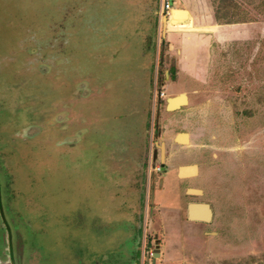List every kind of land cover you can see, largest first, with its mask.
<instances>
[{
  "label": "rangeland",
  "instance_id": "obj_1",
  "mask_svg": "<svg viewBox=\"0 0 264 264\" xmlns=\"http://www.w3.org/2000/svg\"><path fill=\"white\" fill-rule=\"evenodd\" d=\"M198 1L0 0V264H264V0Z\"/></svg>",
  "mask_w": 264,
  "mask_h": 264
},
{
  "label": "water",
  "instance_id": "obj_2",
  "mask_svg": "<svg viewBox=\"0 0 264 264\" xmlns=\"http://www.w3.org/2000/svg\"><path fill=\"white\" fill-rule=\"evenodd\" d=\"M167 20H170V17L169 18L166 17V22H167ZM181 95H185V94L181 93L180 96ZM171 98H174V97H171ZM185 103H187V102H182L179 105L171 107V101H170V98H168L167 108L168 109L178 108L182 104H185ZM180 134H183V133H180ZM187 166H193L194 168H196V172H194V173H182V169L186 168ZM197 170L198 169H197V165L196 164L180 166L179 167V176H182V177L190 176L192 174H196ZM188 191L190 193H195V194L202 193V190L201 189H197V188H189ZM201 208H202V211L204 210L206 212L204 215H201L199 213L200 211H198ZM187 215L192 220L210 221V220H212V217H213V210H212L211 205L209 203H207V202H190L188 204V207H187ZM156 250L159 251L158 248Z\"/></svg>",
  "mask_w": 264,
  "mask_h": 264
},
{
  "label": "crops",
  "instance_id": "obj_3",
  "mask_svg": "<svg viewBox=\"0 0 264 264\" xmlns=\"http://www.w3.org/2000/svg\"><path fill=\"white\" fill-rule=\"evenodd\" d=\"M180 1V5H175L174 4V0H173V7L176 8V9H180V10H184L187 12V18H185V20H188L187 22H189L191 20V24L193 22V24H198V17L197 16V11H196V8H198L199 11H202L200 10L201 8V5L200 4H197L195 3L196 0H179ZM200 1V0H199ZM198 1V2H199ZM201 2V1H200ZM198 18V19H197ZM184 22V21H182ZM189 26V24H187ZM221 24H219L218 22H215V24L213 25L214 27L212 28H208L209 30H206L208 31L209 33H211L212 35H217L216 32H217V29H219V27ZM223 26V25H222ZM228 26V25H227ZM194 29H200L198 27H195ZM186 30V38L187 39V42H189L190 44H195V41L199 38H202L203 36L200 35V32H204L205 30ZM198 36V37H197ZM206 38V37H205Z\"/></svg>",
  "mask_w": 264,
  "mask_h": 264
},
{
  "label": "bare ground",
  "instance_id": "obj_4",
  "mask_svg": "<svg viewBox=\"0 0 264 264\" xmlns=\"http://www.w3.org/2000/svg\"><path fill=\"white\" fill-rule=\"evenodd\" d=\"M172 11H173V9H172ZM171 14H172V12H171ZM178 17L179 18L187 17V12L184 10L175 9L173 12L172 21H176V19ZM174 98L170 99L171 107L179 105L182 102H187V96L186 95H181V96L178 95V96H176L175 99ZM178 139L184 140V141L187 140V134L183 133V134L178 135ZM194 172H196V168H194L193 166H187L186 168L182 169V173H194ZM198 211H200L199 213L201 215H204L206 213L204 210L202 211V208L199 209Z\"/></svg>",
  "mask_w": 264,
  "mask_h": 264
},
{
  "label": "trees",
  "instance_id": "obj_5",
  "mask_svg": "<svg viewBox=\"0 0 264 264\" xmlns=\"http://www.w3.org/2000/svg\"><path fill=\"white\" fill-rule=\"evenodd\" d=\"M226 0H223V3H225ZM222 2H219L216 6H215V16L217 18V20H221L222 18H226V23H238L244 20H239L238 18H232L234 17V14L232 13H225L224 11L228 10V4H221Z\"/></svg>",
  "mask_w": 264,
  "mask_h": 264
},
{
  "label": "built area",
  "instance_id": "obj_6",
  "mask_svg": "<svg viewBox=\"0 0 264 264\" xmlns=\"http://www.w3.org/2000/svg\"><path fill=\"white\" fill-rule=\"evenodd\" d=\"M173 9V0H165L161 8V16L170 17Z\"/></svg>",
  "mask_w": 264,
  "mask_h": 264
},
{
  "label": "flooded vegetation",
  "instance_id": "obj_7",
  "mask_svg": "<svg viewBox=\"0 0 264 264\" xmlns=\"http://www.w3.org/2000/svg\"><path fill=\"white\" fill-rule=\"evenodd\" d=\"M162 168H165V166H164V164H163V163H162ZM160 169H161V167H160ZM160 169H159V170H160ZM0 189H1V188H0ZM166 196H167V195H166ZM166 196H165V197H166ZM166 199H167V198H166Z\"/></svg>",
  "mask_w": 264,
  "mask_h": 264
},
{
  "label": "clouds",
  "instance_id": "obj_8",
  "mask_svg": "<svg viewBox=\"0 0 264 264\" xmlns=\"http://www.w3.org/2000/svg\"><path fill=\"white\" fill-rule=\"evenodd\" d=\"M174 8V7H173Z\"/></svg>",
  "mask_w": 264,
  "mask_h": 264
}]
</instances>
